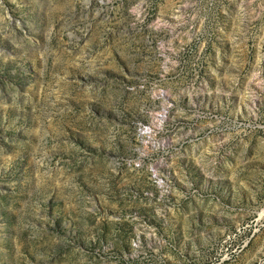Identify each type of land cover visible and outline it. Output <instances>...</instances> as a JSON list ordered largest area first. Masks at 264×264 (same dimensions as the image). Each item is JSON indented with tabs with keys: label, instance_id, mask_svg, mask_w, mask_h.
<instances>
[{
	"label": "rangeland",
	"instance_id": "374dc122",
	"mask_svg": "<svg viewBox=\"0 0 264 264\" xmlns=\"http://www.w3.org/2000/svg\"><path fill=\"white\" fill-rule=\"evenodd\" d=\"M0 264H264V0H0Z\"/></svg>",
	"mask_w": 264,
	"mask_h": 264
}]
</instances>
